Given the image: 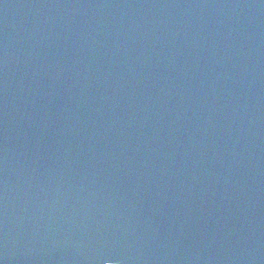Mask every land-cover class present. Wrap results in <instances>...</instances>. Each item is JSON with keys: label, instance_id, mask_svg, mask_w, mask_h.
<instances>
[{"label": "water", "instance_id": "obj_1", "mask_svg": "<svg viewBox=\"0 0 264 264\" xmlns=\"http://www.w3.org/2000/svg\"><path fill=\"white\" fill-rule=\"evenodd\" d=\"M0 264H264V0H0Z\"/></svg>", "mask_w": 264, "mask_h": 264}]
</instances>
